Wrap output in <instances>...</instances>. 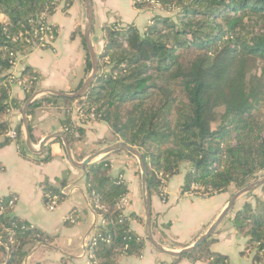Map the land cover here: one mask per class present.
Returning a JSON list of instances; mask_svg holds the SVG:
<instances>
[{"label": "trees", "instance_id": "1", "mask_svg": "<svg viewBox=\"0 0 264 264\" xmlns=\"http://www.w3.org/2000/svg\"><path fill=\"white\" fill-rule=\"evenodd\" d=\"M74 2L0 0L1 146L13 141L8 115L22 109L11 94L12 82H22L28 100L42 80L31 66L19 78L12 77L9 72L17 56L50 48L41 28L52 26L56 40L58 29L49 19L61 3L67 12ZM135 7L157 13L142 30L118 21L103 26L99 72L85 96L45 95L32 102L28 115L62 103L63 131L75 148L85 128L75 123L72 110L76 102L82 104L87 116L94 115L92 121L104 122L117 139L141 151L151 195L166 199L170 180L185 168L183 193L211 197L231 186L248 185L264 172V0H135ZM91 71L88 53L87 72ZM22 127L23 121L14 128L21 148ZM51 159L49 155L43 161ZM135 166L140 176L139 164ZM58 182L59 186L46 185V205L55 198L57 205L66 199L61 189L68 177ZM85 185L101 217L87 247L86 264H121L124 258L143 255L147 240L132 227L137 215L120 206L129 187L114 174L110 157L86 167ZM253 192V201L244 203L231 223L245 239L243 253L251 255L254 264H264V185L262 195ZM10 198L0 199V264H24L33 248L54 238L17 217ZM72 219L66 223L76 221ZM216 240L211 236L171 264L182 258L232 264L229 255L212 249Z\"/></svg>", "mask_w": 264, "mask_h": 264}, {"label": "crops", "instance_id": "2", "mask_svg": "<svg viewBox=\"0 0 264 264\" xmlns=\"http://www.w3.org/2000/svg\"><path fill=\"white\" fill-rule=\"evenodd\" d=\"M155 13L157 12L137 9L135 0H94L93 41L98 55L104 49L102 30L106 23L118 21L123 26L134 25L142 30ZM86 14L85 0H75L67 12L61 7L49 19L58 29V36L52 46L36 48L29 54H19L9 72L10 75L19 78L26 67L31 66L42 76L39 90L54 89L66 93L79 90L90 75L87 72L88 49L84 44ZM11 94L22 106L26 103V92L19 81L12 82ZM77 103L72 118L78 126L85 128L84 138L73 148L78 159L79 156H84L85 159L92 153L121 141L104 122L81 120L76 112ZM28 117L32 127V142L37 150L40 149L39 143L44 137L64 132L62 121L66 112L62 103L37 108ZM8 119L13 129L16 128L23 121L22 109L13 110ZM2 143L4 138H0V144ZM49 155H52V159L44 162ZM109 157L114 174L122 176L129 187L127 211L137 215V219L132 221V227L146 238L142 180L135 166L138 162L124 150ZM66 176L68 183L61 189L67 196L66 199L54 209H49L44 201L46 185L59 186V179ZM184 178V174H179L170 180L165 191L166 199L157 194L152 195L154 236L159 242L161 237L166 239L168 242L163 245L174 250L179 248H173L171 243H194L215 221L233 196L230 191L211 197L183 193ZM3 197H16L14 214L54 238L52 243L37 245L24 264L87 263L85 242L101 222V217L95 213L89 202L83 171L70 163L65 148L58 139L50 141L37 155L32 154L26 144L21 148L15 139L0 145V199ZM243 205L244 202H237L215 232L214 237L217 240L212 244L214 251L229 255L232 264H254L252 256L243 253L245 239L237 234L231 223L236 211ZM73 217L72 221H76L67 224L68 218ZM174 259L154 249L147 240L143 255L124 258L121 264H171ZM178 264L207 263L182 258Z\"/></svg>", "mask_w": 264, "mask_h": 264}, {"label": "water", "instance_id": "3", "mask_svg": "<svg viewBox=\"0 0 264 264\" xmlns=\"http://www.w3.org/2000/svg\"><path fill=\"white\" fill-rule=\"evenodd\" d=\"M87 5V14H86V29H85V40L88 49V53L92 62V71L87 78V80L83 83L82 87L73 92L66 93L63 91H58L54 89H40L37 90L33 96L26 101V103L22 106V118H23V133H24V142L28 148V150L32 154H40L45 146L52 140L60 139L63 143L65 151L67 153L68 159L70 163L77 169L83 171L86 176V167L92 163L98 162L106 157H109L111 154L117 151H127L137 160L140 171H141V180H142V192H143V202L145 207V217L144 224L146 230V239L151 243V245L157 251L166 254L172 258H180L182 255L192 253L197 247H199L203 242L209 239L211 236L215 234L219 226L223 223V221L228 217V215L232 212L237 202L245 195L246 193H250L255 191L256 189L262 187L264 185V177L252 181L248 185L239 189L228 201L222 212L218 215L215 221L208 227V229L196 239V241L184 248L174 250L166 247L161 242L157 240L154 236L153 232V218H152V195L149 189L148 182V174L146 169V164L143 158V155L140 150L135 147H131L124 141H119L114 145L108 146L104 149L96 151L92 153L88 157L83 160H79L77 158L76 153L74 152L71 144L68 142L67 137L64 132H57L51 135L44 137L39 143V150L34 148L32 142V136L30 131V123L28 117V110L32 102L40 96L43 95H55V96H64V97H74L80 98L84 97L85 94L89 91L91 85L93 84L98 72H99V55L95 49V43L93 41V25H94V0H85ZM85 249V246H84ZM86 252V249H85Z\"/></svg>", "mask_w": 264, "mask_h": 264}, {"label": "built area", "instance_id": "4", "mask_svg": "<svg viewBox=\"0 0 264 264\" xmlns=\"http://www.w3.org/2000/svg\"><path fill=\"white\" fill-rule=\"evenodd\" d=\"M41 30H42L43 33L45 32V34H43L44 36L42 37V39L44 40V42H46V43H52V42L55 40V30H54V28H53L52 26H46V28H41ZM36 33H39V32H36ZM16 61H17V60H16ZM16 61L14 62V64L16 63ZM20 83H21V85H22V82H20ZM74 110H75V106H74V108H73V110H72V114H73ZM76 112H77V114H78V117H79L81 120H84V121H85V120H94V119H93V118H94V115H92V116H90V117L87 116V115L85 114V109H84L83 105L80 104V103H77ZM9 136H10L12 139H16V137H17V132H16V130H15V129L11 130L10 133H9ZM16 200H17L16 197H12V198L9 199V205H10V207H13V206L15 205ZM56 205H57V198H55V199H54V200L48 205V207H49V209H54V208L56 207ZM120 206H121L122 209H124L125 212H128V211H127V208H128V206H129V199H128V197L125 198L124 200H122ZM94 230H95V229H94ZM93 234H94V232H93ZM93 234H92L91 236H89L87 242H85V249H86L85 257H86V258H87V255H88L87 247H88L90 241L92 240ZM93 244L95 245L96 242L94 241ZM87 263H89V262H87Z\"/></svg>", "mask_w": 264, "mask_h": 264}, {"label": "rangeland", "instance_id": "5", "mask_svg": "<svg viewBox=\"0 0 264 264\" xmlns=\"http://www.w3.org/2000/svg\"><path fill=\"white\" fill-rule=\"evenodd\" d=\"M63 8L64 7V5H63V3H61V6H60V8ZM59 8V9H60ZM96 31H97V29L95 28V33H96ZM55 41V40H54ZM52 44H53V42H52ZM187 170H188V168H185V169H183V173H181V174H186L187 173ZM140 173H141V171H140ZM140 177V179H141V175L139 176ZM262 177H264V172H262V173H260L258 176H257V178L256 179H254V180H252V181H255V180H258V179H260V178H262ZM239 189H236L234 186H231L230 188H229V191H230V193H231V196L232 195H234L237 191H238ZM201 194H203V193H201ZM253 194L255 195V194H257V195H262V187H260V188H258V189H256L254 192H253ZM205 197H207V196H205ZM253 201V198H252V196L249 194V193H246L245 195H243V197H241V199H240V201H242V202H244V203H246L247 201ZM34 249V248H33ZM180 249V248H179Z\"/></svg>", "mask_w": 264, "mask_h": 264}]
</instances>
